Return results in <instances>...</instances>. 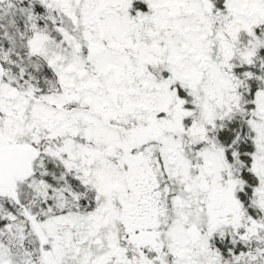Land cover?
Wrapping results in <instances>:
<instances>
[{"label": "rangeland", "instance_id": "rangeland-1", "mask_svg": "<svg viewBox=\"0 0 264 264\" xmlns=\"http://www.w3.org/2000/svg\"><path fill=\"white\" fill-rule=\"evenodd\" d=\"M0 37L53 82L21 81L17 129L0 95V145L33 153L0 264H264V0H0Z\"/></svg>", "mask_w": 264, "mask_h": 264}, {"label": "flooded vegetation", "instance_id": "flooded-vegetation-1", "mask_svg": "<svg viewBox=\"0 0 264 264\" xmlns=\"http://www.w3.org/2000/svg\"><path fill=\"white\" fill-rule=\"evenodd\" d=\"M3 44L4 42L0 39V88H2L0 95L2 97L3 108L5 107V111L1 113L4 118V127L11 129V126L14 127V124H16L15 128L17 129L23 124L24 115L21 101L23 93H27L26 90H22L21 81L32 83L35 88L39 89L40 94L46 93L48 95L51 94L50 87L53 86V82L50 80L51 71H49L43 58L34 54L30 50L29 44L7 46ZM35 93L38 94V92ZM10 99H14L16 102L13 105L10 104V107H8ZM23 130L24 126L19 129V134ZM12 145L22 146L24 144L16 141L1 143L0 148ZM24 181H15L14 183Z\"/></svg>", "mask_w": 264, "mask_h": 264}, {"label": "water", "instance_id": "water-1", "mask_svg": "<svg viewBox=\"0 0 264 264\" xmlns=\"http://www.w3.org/2000/svg\"><path fill=\"white\" fill-rule=\"evenodd\" d=\"M32 148L12 145L0 148V189H11L15 181L31 177Z\"/></svg>", "mask_w": 264, "mask_h": 264}, {"label": "trees", "instance_id": "trees-1", "mask_svg": "<svg viewBox=\"0 0 264 264\" xmlns=\"http://www.w3.org/2000/svg\"><path fill=\"white\" fill-rule=\"evenodd\" d=\"M235 122L232 123L231 125H228L227 128H225L222 132H220L219 138L224 140L223 143H225V145L228 144V147L231 145L229 149H231L232 151L238 150L239 157L245 161V164L247 163L249 164L246 157L243 156L242 154V151H245L247 153L248 151L251 150L249 147L248 140L243 138L245 136L246 129L243 125L241 126V129H239L238 127H236ZM237 134L240 135V137H238L239 139L241 138L240 140L239 139L237 140L236 138ZM246 176L248 183L247 187L253 185L256 182L255 177H253L252 175L248 174ZM213 245L218 249L219 253H221V255L224 258L228 257L230 253H237V251L239 250L238 243L232 242V240L227 237H224L223 239L220 240L214 239Z\"/></svg>", "mask_w": 264, "mask_h": 264}]
</instances>
